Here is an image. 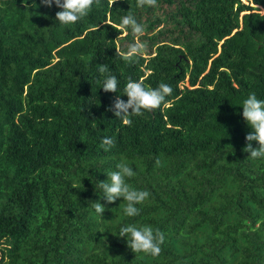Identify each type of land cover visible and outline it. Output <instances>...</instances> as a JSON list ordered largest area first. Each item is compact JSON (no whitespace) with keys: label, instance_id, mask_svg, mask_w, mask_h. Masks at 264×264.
<instances>
[{"label":"trees","instance_id":"trees-1","mask_svg":"<svg viewBox=\"0 0 264 264\" xmlns=\"http://www.w3.org/2000/svg\"><path fill=\"white\" fill-rule=\"evenodd\" d=\"M213 1L227 7L212 34L240 38L232 64H245L250 80L228 87L229 101L215 116L151 113L130 117L126 126L120 118L79 122L82 95L57 118L24 106V86L38 83L34 71L60 44V9L41 0H0V264H264V158L243 151L251 128L242 117L249 94L264 100V11L245 12L247 31L234 30L240 11L251 8L245 1L264 10V0ZM129 7L147 15L148 6L136 0ZM100 44L94 41L78 69L68 66L80 88ZM102 138L114 147L104 151ZM120 162L136 173L126 182L151 194L134 217L124 214L123 198L108 203L99 187ZM95 202L105 205L102 217ZM128 224L159 229L161 253H133L114 235Z\"/></svg>","mask_w":264,"mask_h":264},{"label":"rangeland","instance_id":"rangeland-1","mask_svg":"<svg viewBox=\"0 0 264 264\" xmlns=\"http://www.w3.org/2000/svg\"><path fill=\"white\" fill-rule=\"evenodd\" d=\"M130 1L116 0L112 5L109 0H100L99 6L93 5L86 17L75 24L63 25L57 32L60 44L53 47L52 59L34 71L38 83L33 88L24 86L23 105L46 110L47 118H57L68 114L71 100L82 95L85 110L77 114L79 122L111 120L117 117L109 108L117 96L127 100L123 89L131 78L133 81L142 79L145 86L152 88L166 83L173 89L166 97L171 107L161 105L140 118H147L151 113H160L166 119L191 115L210 117L226 107L229 86H236L239 80H250L245 64H232L239 55L237 43L240 38L235 37L233 31L214 35L210 29L220 25L222 11L227 7L225 3L175 0L171 4H161L157 1L156 7H148L145 16L129 7ZM245 3L251 4V8L240 11L241 21L234 30L247 31L242 22L245 12L263 10L249 1ZM128 13L145 26V34L140 39L148 46L144 56L131 64L116 54V49L126 51L136 39L130 29L127 35L118 30L121 18ZM96 40L101 44L91 64L92 73L83 77L80 88L77 77L69 74L68 66L78 69L91 58ZM149 59L161 67L150 66ZM98 64H107L117 77V93L103 91L104 77L97 71Z\"/></svg>","mask_w":264,"mask_h":264},{"label":"clouds","instance_id":"clouds-1","mask_svg":"<svg viewBox=\"0 0 264 264\" xmlns=\"http://www.w3.org/2000/svg\"><path fill=\"white\" fill-rule=\"evenodd\" d=\"M114 4L116 0H109ZM44 6L51 7L53 4L60 10L55 13V19L61 25H72L86 17L93 8V5L99 6L100 0H41ZM137 7H156L157 0H136ZM136 38L135 41L127 46V50L116 49L123 61L134 63L138 58L144 56L147 51L146 42L140 39L145 34V26L138 23L132 13L123 16L118 25V30L128 34V30ZM97 71L104 79L102 89L105 92L117 93L119 81L112 74L107 64H98ZM172 87L166 83H160L156 88L145 86L143 80L133 81L131 78L126 83L123 94L127 100L115 98L109 110L113 111L117 118H120L124 125L131 126L132 116H142L147 111H155L161 105L171 107L166 101V97L172 94ZM242 117L251 131L246 134V144L243 151L247 152L250 158H264V100L258 99L255 93H251L242 101ZM255 142L256 146H253ZM115 142L112 138H102L101 148L109 151L114 147ZM136 175L132 167L126 162H120L116 165V170L107 172L108 179L100 181L99 187L102 189V198L108 202H115L118 198H123L126 202L123 212L128 217H134L139 214L140 209L136 207L143 204L149 197L147 190H137L126 182L127 178ZM95 212L102 217L105 205L99 202L93 204ZM125 238L127 246L133 253H145L151 256H158L164 242V234L159 229H153L151 226H136L128 224L119 229L117 235Z\"/></svg>","mask_w":264,"mask_h":264},{"label":"water","instance_id":"water-1","mask_svg":"<svg viewBox=\"0 0 264 264\" xmlns=\"http://www.w3.org/2000/svg\"><path fill=\"white\" fill-rule=\"evenodd\" d=\"M262 11H264V10H262Z\"/></svg>","mask_w":264,"mask_h":264}]
</instances>
